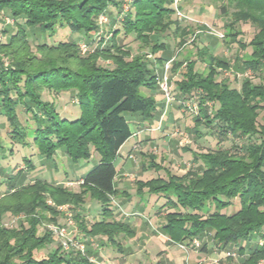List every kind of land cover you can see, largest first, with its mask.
I'll return each instance as SVG.
<instances>
[{
	"label": "trees",
	"instance_id": "trees-1",
	"mask_svg": "<svg viewBox=\"0 0 264 264\" xmlns=\"http://www.w3.org/2000/svg\"><path fill=\"white\" fill-rule=\"evenodd\" d=\"M219 10L229 16L223 39L242 49L251 47L237 61L244 72L258 73L259 81L243 77L240 86L234 87L226 77L217 79L220 70L230 68L229 62L200 43L196 57L205 63L201 71L195 67L196 57H166L165 37L177 38L178 54L187 38L199 40L206 27V23L196 29L182 23L174 0H0V20H12L10 27L0 31L5 35L0 39V118L5 120L2 128L10 142L8 147L3 143L0 127L1 157L17 144L34 149L29 154L44 160L54 159L62 149L72 164L89 158L96 162L79 178L78 191L40 177L19 185L11 182L12 174L0 180V187L6 186L0 190V264H100L77 250L65 251L58 243L46 256L34 255L53 241L49 232L38 234L46 214L54 219L55 206L63 203L79 209L86 195L101 205V217L86 226L76 212L84 233L104 236L106 243L117 247L120 235L134 236L128 223L114 216L112 197L119 190L114 161L132 135L130 117L138 116L146 123L156 115L154 94L160 74L156 65L163 69L171 58L170 76H179L175 92L172 89L174 99L180 97L184 111L189 109L185 100L196 105L195 111L189 109L194 113L188 128L191 136L197 140L209 130L210 135H217L218 143L228 138L242 142H233L232 149L218 145L192 151L200 170L180 175L150 154L146 170L162 169L164 175L137 179L135 194L139 199L147 194L153 198L151 205L169 209L160 229L170 242L199 239L203 252L210 242L216 251L235 253L239 264H264V0H221ZM101 14L115 19L106 31L98 24ZM242 22L255 27L246 43L236 28ZM29 28L42 38L67 29L75 38L55 43L42 40L33 50ZM88 35L98 45L81 55L79 45L86 44L81 40ZM129 42H137L135 53L127 48ZM99 58L111 60L112 66L101 64ZM44 90L74 92L79 112L60 114L55 101L44 98ZM29 154L23 161L34 170ZM233 200L238 208L224 212ZM7 213L22 217L16 225L7 226L3 223Z\"/></svg>",
	"mask_w": 264,
	"mask_h": 264
},
{
	"label": "rangeland",
	"instance_id": "rangeland-1",
	"mask_svg": "<svg viewBox=\"0 0 264 264\" xmlns=\"http://www.w3.org/2000/svg\"><path fill=\"white\" fill-rule=\"evenodd\" d=\"M203 1L208 5H213V9L208 10L209 18L206 19L205 23L210 28L219 32H223L224 34V24L229 20V16L220 14L219 4L221 3V0ZM215 7L216 10H214ZM207 8L210 9L211 7ZM109 10L112 12L113 16L116 15L114 14L115 10L113 6L110 5ZM212 11L219 12V17L214 18V16L210 15ZM106 18V22L102 24L103 30L105 31L108 30L109 26L114 25L115 20L111 18V16H106ZM11 22V19H6L5 17L1 19L0 31L2 29L10 27ZM181 22L184 23L186 21ZM187 22L189 25H192L194 29L201 28L199 25L204 24L200 23V21L196 22L190 20ZM204 26L206 25L204 24ZM206 27L203 28L204 30L200 34L202 36L204 34L209 35L211 38H207L210 40L202 37V39L200 40L191 42L192 39L191 37H189L186 44L182 47L178 54L177 51L180 48V45L178 44L177 38L174 39L171 35H168V37L164 38L167 46L165 53L167 55H171L172 57L174 56L175 59H181L183 57L195 58L197 56L196 48L199 46L198 43H200V45H206L209 48V51L216 56L229 62L230 68L228 70H220L217 79L226 77L229 80L230 85L234 87L240 86V81L243 77L249 76L252 81H259L258 73H252L249 70L244 72L242 70L243 66L241 62L237 61V59L242 54L245 55L251 52V47L246 46L244 49H242L234 41H226V39H223V37L206 33ZM236 28L240 30V35H238V37L242 41H245V43L250 39L253 32L255 31V27L250 22L238 23L236 24ZM28 34L30 35L29 39L31 40L33 50L35 44L42 40H45L49 43H55L58 40L75 38V34L69 35L67 29H61L55 35L45 36L43 38L40 37L37 30L33 28L28 29ZM92 37L93 35H88L81 40L82 42H86L85 50H83L79 45V51L81 55H87L92 50L93 45H98L96 41L93 42V40H91ZM0 39L4 40L5 35L0 33ZM137 45V42H129L127 48L130 49L131 53H135L137 51ZM198 57H196V59L198 60L195 67L198 71H201L203 70V68H205V63L203 61H200ZM99 62L106 66H112V61L109 59L99 58ZM156 71L158 73L163 71L161 65H156ZM167 75L169 77L170 83L172 84V89L175 92L174 82L175 78L179 76L177 74L171 77L169 70H167ZM159 93L162 95L163 99V111L159 115L158 119L162 117L163 122L165 113L164 96L161 93L160 89H157V92L154 94V96L157 97V101H159L161 98V95ZM43 96L44 98L54 100L57 104V110L62 115L66 114L68 116H75L79 112L78 105L74 104L76 102L74 92L55 93L44 90ZM188 100L184 101L185 104L186 102H188ZM181 102L182 101L180 97H177V95H175V99L170 103V105H168V111L171 106L174 108V111L172 109V113L170 112L172 116L169 121V125L164 129L162 128V122L161 126L155 129H153V127H156L158 123L148 124V129L152 128L151 130L153 131V135L149 133L150 135H152V137H145L144 139H141L139 144H134L135 138H132L133 136L131 135L126 144L122 146L121 153H125L129 151V149L134 144V146L126 154V159L130 160L131 166L129 169H127V171H125V176L121 175L122 171L118 172L115 182L119 186V190H124L132 193V200H127L125 195H123L121 192H117V194L112 197L113 212L116 219L127 222L130 228H132L134 231L135 226L137 228L138 226L142 227L141 229L144 230V232L148 231L147 227L149 228V225H154L156 228H158V225L164 222V214L169 210L167 207L159 208V206H157L152 210H150L148 207L149 210L147 212V208H144L141 203H144L145 201L143 205L151 206L153 198H149L148 195L145 194L142 198H140L141 200H143L142 202H140L137 199L138 196H136L135 194V190L137 187L135 181L137 179L145 180L152 176H156L157 174L164 175L162 169L159 172L148 168V170H146V164L149 160L150 154L155 157L156 162H159L160 164H162V166H164L171 172L180 175L190 169L200 170L198 168V164L200 163V161L196 162L195 160H193V156L191 153L192 151L204 152L209 149H214L218 145L232 149L231 146L233 142L238 144L242 142V139L236 140L228 138L218 143L217 135H210L209 130L207 131V134H205L201 138H198L197 140L194 139V137L191 136L188 130V128L192 124V117L194 113L190 112L189 109H186L184 111L182 109V105L184 103L181 105ZM19 116L21 119L24 118V115L21 112L19 113ZM4 124L5 120L3 118H0V127L2 128L3 126H5ZM132 126L133 124L130 122V127ZM201 127L202 130H206L203 129V126ZM2 129L3 130L1 131V134L3 143L8 147L10 146V142L4 134V128ZM148 129L146 128L147 132H151L148 131ZM185 146L186 148H189V150H184ZM33 150L34 149H22V147L17 144L11 145L10 151H8L7 154L5 153L6 157L3 156L4 158H2L0 155V166L2 167L0 169V180L5 179L9 174H12L13 177L11 178V182L15 185H19L21 183L32 181L33 179L40 177L48 179L49 181L53 182V184L64 185L69 190L78 191L80 190L78 182L79 178L91 167V165L96 163L95 159L89 158L87 160H81L80 164L78 165L72 164L70 159L68 157L66 158L62 149L57 151L54 159L44 160L30 155L29 153L32 154ZM28 154L29 157L33 156L31 158L35 165L34 170H30L25 167L23 157L25 155L27 156ZM5 188V184H2L0 190L3 191ZM117 197H122V200H117ZM47 203L53 204L50 199L47 200ZM55 208L57 210V213L54 219H52L53 215L48 213L46 214L47 220L42 221V223L38 227V234H42L45 231L49 232L53 241L45 245L43 248L36 250L34 252L36 258L46 256L48 252L57 245V243L60 244V236L56 231L61 227H64L66 231L69 230L67 234L68 237L72 238L73 240H83L85 244L84 253H81V251L74 247H70L69 250H77L85 256H92L94 260L100 264H114V259H121L123 255H127L128 249L124 246L125 239L127 238L125 235H120V246L117 247L114 244H106L105 238L103 236H89L79 228L80 219L83 220V223H85L86 226H88L92 221L101 217V205L95 199H91L88 195H86L85 201L79 209H76L71 203L59 204L56 205ZM237 208L238 203L236 200H233L232 204L227 209H223V211L226 213H230ZM76 212H79V214L81 215L79 220L75 219ZM21 217L22 215L14 216L7 213L3 218V223L7 226L16 225ZM70 221L71 223H69ZM130 223L134 226L130 225ZM158 229L160 230V228ZM162 235L166 236L164 233H162ZM207 246L208 247L205 252L200 249V246L197 248L190 247L187 250L181 249L178 246L177 248L183 252L185 264L186 262L189 264H239L238 258L235 253L231 252L230 255H228L227 252L225 253L216 251L211 248L210 242H208ZM148 250L152 251L151 248H148ZM100 251L104 252L103 255ZM114 254H116V256H114ZM107 259L110 261H108Z\"/></svg>",
	"mask_w": 264,
	"mask_h": 264
},
{
	"label": "crops",
	"instance_id": "crops-1",
	"mask_svg": "<svg viewBox=\"0 0 264 264\" xmlns=\"http://www.w3.org/2000/svg\"><path fill=\"white\" fill-rule=\"evenodd\" d=\"M178 6L181 10H183L191 18L189 20L188 19H179L181 21H186V22H184L185 24H188L187 21H190V20L196 21V22L200 21V23H202V22L205 23L206 19L209 18L208 10L213 9L212 4L208 5L203 0H180ZM206 6L211 7V8L209 9ZM214 10H216V7ZM210 15L214 16V18H217V17H219V12H213L212 11ZM202 37L203 38H207V37L211 38L209 35L204 34L203 36L200 35L199 40L202 39ZM208 38H207V40H210ZM165 55L168 58L171 57V55H167L166 53H165ZM159 73L161 74L162 71ZM155 98L157 101V97H155ZM162 100L163 99H162V95H161L160 100L157 101V103H156L157 112H156V115L154 116V118L152 119V121L142 123V122H140V119L138 116L133 115L130 117L131 123L133 124V126L131 127V130H132V136H133L132 138H135L134 144H136V143L139 144L141 139H144L145 137H148V136L152 137L153 131L148 129L147 126H148V124H151V123L155 124L158 122V117L161 114V112L163 111V101ZM164 109H165V107H164ZM172 109L174 111V108L171 106L169 111H168V107L165 110L164 118H163V122H162L163 124L161 123L163 129L169 125V121H170L171 116H172V114H171ZM146 128L148 129V131H151V132H147ZM149 133L152 135H150ZM128 140H129V138L121 145V147L119 148V151H118L119 152L118 156L116 157V159L114 161V164L116 165L117 170H118L117 175H118V172L122 171L121 175L125 176V174H126L125 171H127V169H129L131 166L130 160L126 159V154L130 151V149L134 146V144L129 149V151H127L125 153H121L122 146L125 145ZM116 186L119 187L117 184H116ZM118 192H121L123 195H125L127 200L132 198V193H130V192H127L124 190H118ZM121 198L117 197V200H120ZM137 199L140 202L143 201L139 198H137ZM144 203H145V201H144ZM144 203H141V204H142V206H144V208H147V212L149 209L152 210L153 208H156L158 206L157 204H152L151 206H147V205H143ZM126 205H128V204H126ZM148 207H149V209H148ZM130 225H132V224L130 223ZM161 225L162 224H159L158 228H161ZM132 226H134V225H132ZM141 228L142 227L138 226V228H137L135 226L134 236H132V237L126 236L127 238L125 239V245L124 246L128 249L127 255H123V257L121 259L120 258L114 259V264H150V263L155 262L157 260H160L164 264H185L184 263L185 258H184L183 252L177 248L176 244L167 240V236L162 235V233H161L162 231H160L161 229L159 230L154 225H149V228L147 227L148 231L144 232V230H142ZM148 248H151L152 251H149ZM103 253L104 252H101L102 255H103ZM114 256H116V254H114ZM108 261H110V260H108ZM186 264H189V263L186 262Z\"/></svg>",
	"mask_w": 264,
	"mask_h": 264
},
{
	"label": "built area",
	"instance_id": "built-area-1",
	"mask_svg": "<svg viewBox=\"0 0 264 264\" xmlns=\"http://www.w3.org/2000/svg\"><path fill=\"white\" fill-rule=\"evenodd\" d=\"M179 1L180 0H174V7H175V13H176L177 18L178 19H188V20L191 19L183 10H181L179 8V6H178ZM127 7H128V5L125 4L124 9H127ZM106 19H107L106 16L104 14H101L98 18V24L100 26H102V24L106 22ZM206 26L208 27L206 30L208 33L215 34L219 37H223L222 32H219L217 30L210 28L207 24H206ZM192 38H193V36L191 37V39ZM80 47L83 50H85L86 44L81 43ZM171 60H172V58L165 62L164 67H163V71L158 76V86H159V89L161 90V92L164 96L165 110L168 107V105H170V103L174 100V95L172 93V84L170 83L169 77L167 75V70H169V68H170ZM186 105L190 110L195 111V109H196L195 103L186 102ZM161 122H162V117H160L158 119V122H157L158 125L156 127H153V129L158 128L161 125ZM149 129L151 130L152 128H149ZM69 223H71V221ZM68 231H66V229L64 227L58 228L56 231L58 233V235L60 236L61 247L64 250H69L70 247H74V248L78 249L79 251H81V253H84L85 252V244H84L83 240H80V239L73 240L72 238L68 237V235H67ZM177 246L181 249H184V250H187L190 247L197 248L200 246V241H199V239H193L189 242H180L177 244ZM89 259H90V261H95L92 256H89Z\"/></svg>",
	"mask_w": 264,
	"mask_h": 264
}]
</instances>
